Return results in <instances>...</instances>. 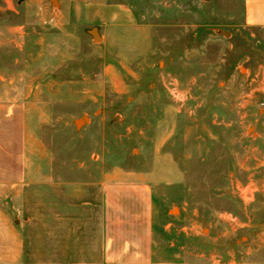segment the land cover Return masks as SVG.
I'll return each instance as SVG.
<instances>
[{"label": "rangeland", "instance_id": "374dc122", "mask_svg": "<svg viewBox=\"0 0 264 264\" xmlns=\"http://www.w3.org/2000/svg\"><path fill=\"white\" fill-rule=\"evenodd\" d=\"M54 1L0 0V105L41 143L0 184V264H264L243 0Z\"/></svg>", "mask_w": 264, "mask_h": 264}, {"label": "crops", "instance_id": "0c3cea01", "mask_svg": "<svg viewBox=\"0 0 264 264\" xmlns=\"http://www.w3.org/2000/svg\"><path fill=\"white\" fill-rule=\"evenodd\" d=\"M243 7L244 27L260 33L257 42L264 50V0H243ZM99 36L101 39L100 33ZM252 82H255L252 96L256 92L257 97H264V65L257 67ZM28 111L18 104L0 105V184L11 188L35 180L34 163L31 161L34 160L36 146H41V143L38 125L29 129ZM260 111L264 116V104Z\"/></svg>", "mask_w": 264, "mask_h": 264}, {"label": "water", "instance_id": "95a60500", "mask_svg": "<svg viewBox=\"0 0 264 264\" xmlns=\"http://www.w3.org/2000/svg\"><path fill=\"white\" fill-rule=\"evenodd\" d=\"M52 4L55 3L54 0H49ZM87 33L92 37V39L94 41L96 40H100V36H99V33H98V28L97 27H93L91 30H88ZM226 34V33H224Z\"/></svg>", "mask_w": 264, "mask_h": 264}]
</instances>
